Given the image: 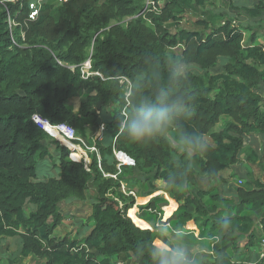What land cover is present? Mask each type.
<instances>
[{"label":"trees","instance_id":"obj_1","mask_svg":"<svg viewBox=\"0 0 264 264\" xmlns=\"http://www.w3.org/2000/svg\"><path fill=\"white\" fill-rule=\"evenodd\" d=\"M57 1L0 0V243L19 238L20 256L45 264H156L154 249L176 247L173 240L207 246V253L187 251L193 264H234L237 252L260 244L259 228L264 234V152H254L252 162L260 176L247 174L242 186L228 182L246 139L264 138L258 34L207 9L209 0ZM253 1L232 7L262 18L264 0ZM188 13L200 15L194 23L200 30L171 33L168 24ZM176 46L179 56L168 52ZM219 63V72L210 73ZM179 65L183 73L174 69ZM121 78L132 84L127 98ZM145 98L174 107L169 138L132 142L117 131L118 121ZM33 115L65 124L81 138L90 134L99 161L95 153L89 164L70 160L69 150L79 158L75 147L52 139ZM192 135L212 144L200 151L185 142ZM113 148L129 159L120 172ZM53 158L58 176L33 181L36 160ZM157 182L163 195L155 196ZM120 183L155 197L135 212L138 203ZM91 186L99 197L87 226L73 240L55 236L62 205L84 202Z\"/></svg>","mask_w":264,"mask_h":264},{"label":"rangeland","instance_id":"obj_2","mask_svg":"<svg viewBox=\"0 0 264 264\" xmlns=\"http://www.w3.org/2000/svg\"><path fill=\"white\" fill-rule=\"evenodd\" d=\"M55 2H58L55 0ZM254 2L253 0H209L207 5V9L212 10L214 12H219L225 15L228 19L234 21L235 25L248 27L252 30V32L258 34V39L256 41L257 44L264 43V16L259 19H250L243 12L237 11L233 9L232 6H251V3ZM201 19L200 15L197 13H188L186 14L178 24H168L169 30L171 33L177 32L178 29H186V30H193V28L200 30L198 26H195L196 20ZM127 19L125 21H129ZM250 31L245 33L246 39L250 36ZM180 46H176L175 48H171L168 50L171 54L175 56L180 55ZM221 64L219 63L216 67L209 70L210 73L216 74L219 72ZM85 69V68H84ZM178 73H183L186 70L184 65H179L178 67L174 68ZM79 101L73 102L74 110L78 108ZM103 134V133H102ZM100 131L95 135V138L101 137ZM105 135V134H104ZM163 135L169 138V135L166 131L163 132ZM90 134H88L87 138H81L76 133V140L73 142L72 145L74 147H93L92 146V139L90 140ZM54 139V138H52ZM55 140V139H54ZM206 142L212 144L208 137L205 138ZM83 143V145H81ZM46 145L50 146L51 153H55V149L50 145L49 141L45 142ZM254 152L260 157L264 152V138L260 136H253L248 137L245 141L244 148L242 153L239 156V163L232 169L233 177L228 181L230 184L234 186H242L245 182L247 174H251L252 178H257L260 176V172L258 168L252 164V162L258 158L254 155ZM90 156V154H88ZM89 158V157H88ZM80 162L85 164L84 159H79ZM90 161V160H89ZM37 166L35 171V178L33 181L35 182H42L52 178H56L59 174L58 163L59 161L56 158L53 159H44L42 161L36 160ZM55 163V164H53ZM86 164H89L87 162ZM137 176V174H136ZM226 176V175H225ZM123 185V184H122ZM120 185V191L124 192L126 195H132L135 198V205L138 206L135 208V212H137V208L140 211V208L144 207L150 199H153L155 196L163 195L164 193V184L162 182H157V193L153 197H144L142 195V190L139 189L137 184L130 185L124 184L123 186ZM207 186V182H205L204 187ZM141 193V194H140ZM87 199L84 202H68L62 205L61 208V216L62 222L61 226L57 228L55 231V236L57 237H64L69 236L71 240L76 239L80 230L83 229V226H87V218L90 216L91 213V203L94 201L95 197H99L96 191V188L92 186L87 190L86 193ZM107 197L108 194H106ZM28 209H25V214H28ZM162 222H164V218L162 217ZM196 235H198L197 231H194ZM20 248H21V241L19 238L13 239H3L0 243V264H9L10 261H14L15 264H45L44 260L37 259L33 256H29L26 258H22L20 256ZM192 252L196 253H207L208 248L206 245H198L193 247H187ZM235 258H233V261ZM117 263L121 264H132L131 259L125 260V262L118 261Z\"/></svg>","mask_w":264,"mask_h":264},{"label":"clouds","instance_id":"obj_3","mask_svg":"<svg viewBox=\"0 0 264 264\" xmlns=\"http://www.w3.org/2000/svg\"><path fill=\"white\" fill-rule=\"evenodd\" d=\"M172 105L164 101H153L145 98L123 119L118 121L117 131L132 142H143L162 137L163 132L175 119ZM185 142L194 148L204 151L207 142L201 135L185 137ZM156 264H193L188 252L182 247L170 249L155 248Z\"/></svg>","mask_w":264,"mask_h":264},{"label":"built area","instance_id":"obj_4","mask_svg":"<svg viewBox=\"0 0 264 264\" xmlns=\"http://www.w3.org/2000/svg\"><path fill=\"white\" fill-rule=\"evenodd\" d=\"M63 1H67V0H63ZM39 4L40 3L38 2L36 4V6H39ZM36 6L35 5H31L30 8L31 9H35ZM35 15H36V11L31 13V16H35ZM84 68H85L84 71L86 72V75L87 76L90 75L89 73H87L88 69H89V62L84 64ZM119 84L123 88V91H124V94H125V98H127L130 95L132 84L126 78H121L119 80ZM122 114L125 116V112H123ZM31 119L40 129H42L47 135H49L50 137L54 138L60 144L62 143L61 141H65L66 143L72 145L73 142L76 140V135H75L74 130L71 127H69V126H67L65 124L51 125L47 120L43 119L42 117H40L38 115H33ZM103 130H104V127L101 126L100 129H99L100 134L103 132ZM81 145H83V143H81ZM83 147H84V145H83ZM75 148H79L80 151L86 152V155L87 154L91 155L92 153H95L97 155V161H99L98 152H97V150L94 147L82 148V147L78 146V147H75ZM69 152H70L69 158H72V154H73L72 150H69ZM112 154H113L114 160L116 161V169H117L118 172H120V168L122 166L127 165L128 162H129V159L121 151H117L114 148L112 150ZM86 155H85L84 159H87ZM85 164H86V162H85ZM103 176L116 179V176H114V175L103 174ZM122 184L124 185V183H120V185H122ZM122 193L125 194L123 191H122ZM158 216L160 217V215H158ZM163 223H165V222H163ZM165 226L167 228H170L168 224H165ZM260 246L262 247L261 257H264V235L261 238ZM116 264H121V263H116Z\"/></svg>","mask_w":264,"mask_h":264},{"label":"crops","instance_id":"obj_5","mask_svg":"<svg viewBox=\"0 0 264 264\" xmlns=\"http://www.w3.org/2000/svg\"><path fill=\"white\" fill-rule=\"evenodd\" d=\"M77 110V109H76ZM103 126V125H102ZM104 127V126H103ZM75 150H77L78 154H79V159H84L85 155H86V152H82L79 150V148H75ZM72 155H75V153L73 152ZM87 159H84L83 161H85L86 163L89 162L90 163V157L89 155L87 154ZM89 157V158H88ZM70 160L72 161H76V162H80V160H78L77 158H69ZM153 197V196H151ZM261 238L262 236L264 235L263 232H262V229L259 228L258 230ZM194 235L196 236V233L194 232ZM171 242L173 244H175L176 247H182L184 248L186 251H190L192 254H196V253H199V252H192L190 249H188L187 247H193L191 245H187V244H181V243H177L173 240H171ZM198 246V245H197ZM261 250H262V247L259 245L255 246V247H252V248H249L247 250H240L239 252H237V254H235V260H234V264H258L260 263V261L262 260V258L264 257H261ZM201 254V253H199Z\"/></svg>","mask_w":264,"mask_h":264}]
</instances>
